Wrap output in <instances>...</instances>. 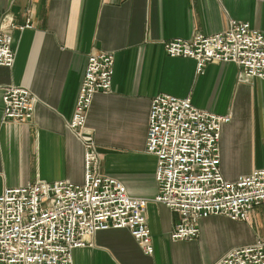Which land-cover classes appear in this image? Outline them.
<instances>
[{"label": "crops", "instance_id": "0c3cea01", "mask_svg": "<svg viewBox=\"0 0 264 264\" xmlns=\"http://www.w3.org/2000/svg\"><path fill=\"white\" fill-rule=\"evenodd\" d=\"M230 20L264 33V0H0V29L12 36L11 68L0 66V193L38 180L84 181V146L68 128L87 58L114 56L111 88L94 96L83 132L99 156V172L148 199L145 212L153 254L125 228L98 231L75 249L74 264H214L232 248L264 242V203L249 222L210 216L192 241H172L178 215L153 201L156 157L145 151L148 112L158 94L189 97L203 110L231 114L219 142L227 180L264 168V80L239 81L233 62L168 56L164 44L213 35ZM30 28L20 29L26 22ZM23 86L35 98L27 122L3 119L5 86Z\"/></svg>", "mask_w": 264, "mask_h": 264}, {"label": "built area", "instance_id": "2783aa9c", "mask_svg": "<svg viewBox=\"0 0 264 264\" xmlns=\"http://www.w3.org/2000/svg\"><path fill=\"white\" fill-rule=\"evenodd\" d=\"M30 27L27 21L20 29ZM164 49L168 56L193 59L197 72L208 63L233 62L240 82L264 80V33L248 22L230 20L223 32L170 40ZM14 59L12 36L0 29V66L11 68ZM113 74V54H89L68 123L82 136L83 183L38 180L0 193V264H74L75 249L111 228L129 230L144 254H153L145 216L149 200L130 196L123 183L99 172L95 142L83 132L94 96L110 90ZM35 101L27 88L5 86L3 119L30 121ZM230 121L231 114L200 109L189 97L162 93L150 101L145 151L156 157L153 201L178 215L169 233L174 242L197 239L200 221L210 216L249 222L254 207L264 203V168L235 180L223 176L219 142ZM214 264H264V242L232 248Z\"/></svg>", "mask_w": 264, "mask_h": 264}]
</instances>
